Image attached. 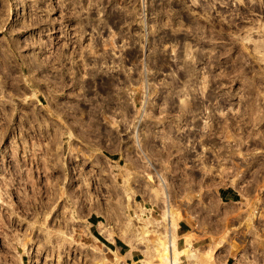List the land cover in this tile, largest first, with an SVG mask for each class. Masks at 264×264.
I'll use <instances>...</instances> for the list:
<instances>
[{"label": "rangeland", "instance_id": "obj_1", "mask_svg": "<svg viewBox=\"0 0 264 264\" xmlns=\"http://www.w3.org/2000/svg\"><path fill=\"white\" fill-rule=\"evenodd\" d=\"M13 1L0 10V264H102L89 221L118 233L141 207L160 220L158 173L174 227L201 209L186 184L201 142L219 183L252 178L244 192L264 206V0ZM189 115L207 131L192 141ZM134 224L144 239L165 231Z\"/></svg>", "mask_w": 264, "mask_h": 264}, {"label": "crops", "instance_id": "obj_2", "mask_svg": "<svg viewBox=\"0 0 264 264\" xmlns=\"http://www.w3.org/2000/svg\"><path fill=\"white\" fill-rule=\"evenodd\" d=\"M8 1L12 2L13 0ZM1 4L2 2L0 0V10L2 9ZM8 7L9 6L5 8ZM1 13L0 18L3 16ZM3 24L9 25V20L7 19ZM3 24L1 23L0 26ZM188 106H190L188 110L191 113L193 109L197 110L200 104L196 102V99L191 98L189 99ZM137 120L138 122L140 121V119ZM188 121L190 123L185 129V134L189 136L188 138H190V141L196 137L194 130H200V133L207 132L206 129H204V131L201 130L204 128L202 124L203 121L200 122L199 127L192 122V115H189ZM140 125L143 132V125ZM140 125L137 127L138 132ZM128 132L129 125L126 123L125 128L123 127L121 130L122 135H125L122 139L125 144L126 153L129 152L130 147ZM132 132H134V129ZM201 136H206L205 138H207L206 133ZM188 144L189 142L186 140L185 148L189 145L193 146L194 141ZM200 145L199 153L201 156H204L201 159V164L198 165L200 168V177L191 181L194 183L189 182L186 184L192 185L196 183L198 186V188L194 190L193 197L194 200L199 201L201 209L196 212H188L181 217L173 227L172 218L169 216L167 218L161 214L160 220H154V218L150 216L151 214L148 215L144 212V209H149L141 207L140 209H143L142 212L144 216H148L152 220V223L147 224L140 219L144 224H147L144 226L145 228L143 231L149 234L153 229L154 231L157 230L155 227L150 229L149 227L151 225L160 227L162 222L165 221V231L157 232V234L159 237H164L166 235V240L168 244L170 243L168 249L171 253V262L172 243L173 239H175V245L177 249L181 251L178 264H264V206H259V209L252 207L250 203L255 200V194L253 192L250 194L244 192V186L252 184V178L247 177L243 184H234L232 182L219 183L220 178L224 175V171H222L223 169L221 166L216 164L217 162H215L213 170H211V165L204 164L205 162L202 163V161H206L209 151L207 148H204L202 142ZM221 146H214V149L210 151L211 153H215L217 159L222 157L225 153L222 151ZM126 158L125 168L128 169L129 166H133L134 161L128 155ZM188 165L192 166V169H195L192 164ZM242 178L243 177L240 179ZM178 184L181 183L175 182V185ZM192 198L190 197V200ZM259 199L264 204V194ZM211 200H213L214 203H210ZM137 203L142 206L135 198H133L132 203H130V208L133 210V213ZM261 207H263V209H261ZM142 212L134 213L132 216V219L135 218L134 222L139 223L138 218H142ZM99 215V213H94L95 219L89 221L91 229L88 233V239L94 243L97 248L102 249V264H163L158 259L157 254L152 250L153 240H150V234L143 242L135 240L134 244L130 245V243H127L123 238V225H125V218L123 217V225L120 231L118 233H113V236L111 235V238H109V236H106L107 231L104 229L105 223L100 218H96ZM226 225H229V231H225V229H227ZM132 229L133 227H128L126 229V234H132ZM186 235L189 236L188 240H186ZM187 241H190V245H187ZM186 247L190 249V251L187 250ZM145 250H148L149 253L147 252L148 254H145Z\"/></svg>", "mask_w": 264, "mask_h": 264}, {"label": "bare ground", "instance_id": "obj_3", "mask_svg": "<svg viewBox=\"0 0 264 264\" xmlns=\"http://www.w3.org/2000/svg\"><path fill=\"white\" fill-rule=\"evenodd\" d=\"M14 6H16V8H15V12H14V14H15V16H16V19L14 20L15 21V24L18 22V14L20 13V11H21V7H22V5H19V4H14ZM10 22H13V21H10ZM12 24V23H11ZM17 25V24H16ZM15 27V26H14ZM43 48V46H41V48L40 49H42ZM257 97V96H256ZM192 109V108H191ZM141 120V119H140ZM82 122V121H81ZM80 122V123H81ZM205 122V121H204ZM80 125V124H79ZM135 125H136V123H135ZM133 126L134 127V138H135V141H136V146L138 147V149H140V151L139 152H141L142 153V155H144L143 157H144V159H146V161L148 162V164L150 163V161H149V159H148V157H146L145 156V152L142 150V146H141V142H140V135H139V133H138V129H137V127L138 126ZM146 138V137H145ZM140 155V154H139ZM125 170V169H124ZM113 173V172H112ZM157 174V173H156ZM157 176V179H158V182H157V184L160 186V188L163 190V192H164V201H165V203L162 205V209H161V213L165 216V217H167L168 218V216L170 217V218H172V215H174V211L171 209V207H170V205H169V198H168V194L166 193V189H167V185H168V182H167V180L163 177V176H161L159 173L156 175ZM126 179V178H125ZM161 191V190H160ZM162 193V192H161ZM161 196V195H160ZM163 197V196H162ZM127 199H128V201H129V203H132V201H133V198H132V195L130 194V195H128L127 196ZM127 213V212H126ZM175 213H177V212H175ZM141 216H142V218H138L139 220L141 219V220H143V221H145V223H152L151 221V219H150V217H148V216H144V214H143V212H142V214H141ZM125 217H126V221L124 222L125 223V225H123L124 226V228H123V238L127 241V243L129 242L130 243V245L131 244H134V241L136 240V241H138V242H143V240L142 239H144L143 237V235L141 236L140 235V230H138V227L137 226H135L134 225V222H133V219H132V217L131 216H129V215H125ZM128 227H133V232H132V234H126V229L128 228ZM145 228V227H144ZM107 232H106V236H109V238H111L110 236L113 234V232H112V228L110 227V226H105V228H104ZM130 230V229H129ZM128 232V231H127ZM131 233V232H130ZM189 234V233H188ZM113 236V235H112ZM187 236V238H186V240H188V235H186ZM191 238V237H190ZM185 240V241H186ZM187 243V245H190V241H187L186 242ZM170 244V243H169ZM169 244H168V241L166 240V241H164V239H163V237H159L158 235H157V237H156V239L153 241V248H152V250L154 251V253H156L157 254V256H158V259L163 263V264H178V260H179V254L181 253V251L179 250V249H177V247H176V245H175V239H173V243H172V247H173V249H172V262H171V253H170V251H169V249H168V246H169ZM186 245V246H187ZM134 246V245H133ZM135 246H137V245H135ZM190 247V246H189ZM171 249V248H170ZM182 249H184V248H182ZM186 249H187V247H186ZM186 249H184V250H186ZM192 249V248H191ZM187 250H189L190 251V249H187ZM99 252V251H98ZM148 252V250H145V254H148L147 253ZM195 252V251H194ZM183 253V252H182ZM147 256V255H146ZM147 263V262H146Z\"/></svg>", "mask_w": 264, "mask_h": 264}]
</instances>
